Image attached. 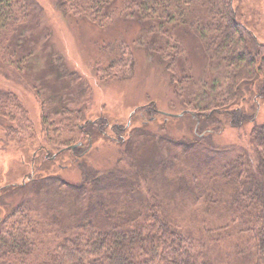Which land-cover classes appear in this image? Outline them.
<instances>
[{"label": "trees", "instance_id": "1", "mask_svg": "<svg viewBox=\"0 0 264 264\" xmlns=\"http://www.w3.org/2000/svg\"><path fill=\"white\" fill-rule=\"evenodd\" d=\"M53 5L56 13L105 32L136 26L131 43H111L108 57L90 71L97 80L119 79L138 70L141 55L154 54L176 97L171 101L185 109L179 122L188 121V129L192 123L193 130L179 127L183 134L172 141V129L155 124L148 132L152 124H146L137 127L138 134L131 131L127 142L115 137L122 126L104 116L91 118L85 107V77L76 80L70 68L61 67L67 99L34 85L41 110L36 133L15 88L25 81L33 89L25 65L49 16L37 0H0V130L18 143L39 142L29 156L30 171L66 157L76 178L68 181L54 172L33 175L18 187L6 185L19 199L0 218V264H264V124L251 128L246 146L219 149L208 140L228 121L233 127L252 123L257 98L264 96V43L237 18L234 0H53ZM192 50L200 57L194 59ZM136 51L144 53L135 57ZM142 105L133 116L138 111L154 119V102ZM108 125L116 126L109 132L113 139L101 136ZM100 138L115 147L112 155L118 152L112 170L82 156ZM154 139L169 146L159 154L163 172L151 178L140 155L154 149ZM169 195L180 213L168 207ZM199 200L202 205L193 206ZM205 242L212 243L207 250Z\"/></svg>", "mask_w": 264, "mask_h": 264}, {"label": "rangeland", "instance_id": "2", "mask_svg": "<svg viewBox=\"0 0 264 264\" xmlns=\"http://www.w3.org/2000/svg\"><path fill=\"white\" fill-rule=\"evenodd\" d=\"M37 1L49 16V20L44 21L42 23V29L37 31V40L34 45H32L34 54L25 65V73L30 79L33 89L26 88L23 84L25 81H22V83L17 86L18 89L15 88L30 113L36 133L39 134V132H41L39 120L41 110L38 96L34 94V90L37 91L38 88H36L37 85L34 88V85L39 83L41 90L49 91L52 94L57 93L59 95L58 99L60 100L67 99L70 94L63 90V79L67 81L68 78L65 79L64 77L58 76V69L61 67L70 68L73 71L76 80H81V77H85L84 87L86 89V94L82 97L85 99V107L90 113H92L90 114L91 118H97V115L100 117L104 116L112 123L116 122L122 127L125 126L122 129L120 136L115 135V137L120 139L123 138L122 140L127 142L131 137V131L134 130L133 133L135 132L138 134L136 132L137 127L146 124H149L148 126L152 124L146 129L148 132L157 126L155 124H163L166 128L172 129L173 133L168 134L172 141H175V138L180 137L178 135L183 134V132H181V134L177 133L179 127L184 131L193 130L192 123H190V128L188 129V121L179 122V118L184 114L185 109H182V107L177 105L175 101H171L172 99L176 100V97L171 91L170 85L167 82L168 79L163 78V75L161 78L160 66L154 62V59H156L154 54H146L142 51H136L137 53L135 57H139L141 53H144V55L139 57L141 59L139 61L141 66H138V70L132 75H127L119 79H109L106 81L97 80L93 76L94 73L90 71V69L93 68L92 64L99 65L100 62L102 63L105 61V58L108 57L111 52V43L121 39L124 40L126 44L131 43L134 39L132 31L133 29L137 30L136 26L133 28L130 24L128 26L121 24L115 26L113 32H105L98 26H92L86 23V21H76L56 13L53 0ZM234 6L236 8L237 18L240 17L243 23L252 30L257 40L264 43V0H234ZM189 39L193 40L194 38ZM190 53L194 59L200 57L197 51L192 50ZM163 72L166 73L165 70ZM207 77L211 78V80L214 78V72L211 68L207 71ZM193 87L194 86H192V90ZM202 89L207 93L209 86L206 84ZM186 92L193 97L189 90H186ZM242 94L249 96L248 91L242 92ZM182 99L183 98H179L178 101L180 102ZM186 99L188 98L186 97ZM147 100H152L161 114L155 115V118L152 121L149 117H146L145 121H140V117L136 118V115L139 113L138 111L136 115L133 116L136 112L134 111V107L136 105L143 106L142 104H145ZM246 102L247 101L245 100L242 102V108L247 107L245 104ZM190 112V114H192V111ZM180 113H182V115H177ZM254 115L255 120L252 123L249 122L243 124L241 127L230 126L229 121L227 122L228 124H222L224 127L221 131L217 134H212L208 137V140H215L213 146H217L219 149L229 148L233 145L236 146L237 144L240 147L246 146L248 144L251 128L264 124V96L257 98V106ZM188 116L189 115L187 114V117ZM109 132L110 128L107 127L106 134H101V136L113 139V135ZM110 135L112 137H110ZM108 139H94L86 150V154L84 153L82 155L83 158H90V163L96 164L100 169L108 168L109 170H112L118 159V152L116 151L114 155L111 154L112 150L115 151V147L104 144ZM37 142L33 145L29 143H18L11 139L6 131L0 130V218L6 211L5 209L10 205L15 204L19 199L18 195H13L14 192L17 193V190L10 191V187H6V185L11 186L12 188L18 187L19 183L22 182V176L28 174V172L30 173L28 164L30 162L29 156L33 155L34 151L37 150V144H39V142ZM153 142L156 144L154 149H150L148 155H145L144 152L140 155L145 161L141 163L148 170L149 174L152 175L151 178L154 176L156 177L158 173L163 172V170L158 167V162L162 159H160L159 154L163 148L167 149L169 146L166 141L164 142L162 140L154 139ZM209 149L217 151V148ZM133 150L136 151L135 147ZM178 150L179 148L175 147L174 153H177ZM237 151H239V149H237ZM221 152L228 151L224 149ZM41 156L42 153L39 154L40 158ZM214 156L215 159L218 157V155ZM22 158L24 162L21 161ZM80 160H82V158ZM57 163L68 165L69 168H58L56 165ZM56 164L54 163L48 169H43L37 172L35 170L34 176H36V174L41 176L45 173L52 174L55 172L63 173L68 181H76V178L73 176L75 167L72 170L73 166L70 165L71 162H69L66 157L59 158L58 161H56ZM156 167L158 168L156 169ZM155 183L158 182L154 180L153 186ZM145 187H147V185H145ZM7 188L8 190L4 191ZM162 189L166 192L164 186H162ZM19 192H23V190L21 189ZM168 197L171 199L170 201H167L168 207L180 213L181 208L175 209L177 203L176 199H173L172 195H169ZM201 205V200L193 204L195 207H200ZM195 207L189 209L192 210ZM205 238L207 239V237ZM212 243L215 244L214 241H212ZM212 243L205 242L204 250H207V244L212 246ZM213 252L214 254L216 253L215 247L213 248ZM238 261L237 258L235 262L238 263Z\"/></svg>", "mask_w": 264, "mask_h": 264}, {"label": "flooded vegetation", "instance_id": "3", "mask_svg": "<svg viewBox=\"0 0 264 264\" xmlns=\"http://www.w3.org/2000/svg\"><path fill=\"white\" fill-rule=\"evenodd\" d=\"M156 113L157 114H161L160 113V111L159 110H156ZM140 114V116H141V118H142V121H145V119H146V116H144V113H139ZM149 118H153V116H151V117H149ZM125 126H123L122 128H124ZM108 128H110V130L111 131H115L116 130V126H114V125H108ZM106 134V133H105ZM72 148H73V146H72ZM49 152H50V149L49 148H45V156H47V154L49 155ZM35 154V153H34ZM34 154H33V156H34ZM51 158L53 159L54 158V154L51 156ZM58 165L60 166V164L58 163ZM34 175V171H33V169H31V171H30V174H24L23 176H22V182L21 183H19V185H21V184H24L27 180H30L31 178H32V176ZM13 184V183H12ZM11 184V185H12Z\"/></svg>", "mask_w": 264, "mask_h": 264}, {"label": "water", "instance_id": "4", "mask_svg": "<svg viewBox=\"0 0 264 264\" xmlns=\"http://www.w3.org/2000/svg\"><path fill=\"white\" fill-rule=\"evenodd\" d=\"M177 115H182V113H180V114H177ZM151 119H153V118H151ZM78 144H80V143H78ZM73 147H75V145H73Z\"/></svg>", "mask_w": 264, "mask_h": 264}]
</instances>
